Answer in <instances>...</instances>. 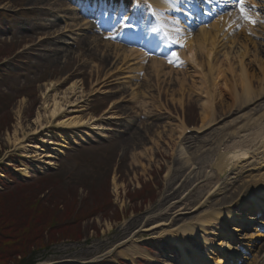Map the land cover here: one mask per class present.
Here are the masks:
<instances>
[{"label":"rangeland","instance_id":"obj_1","mask_svg":"<svg viewBox=\"0 0 264 264\" xmlns=\"http://www.w3.org/2000/svg\"><path fill=\"white\" fill-rule=\"evenodd\" d=\"M245 6L249 15L256 21L249 24L253 32H257L253 41L263 42L258 34L264 25V0H246ZM72 8L77 7L67 0H57V3L54 0H0V159L7 157L0 164V208L2 205L1 211L5 217H18L21 225L28 216L32 217L28 227L32 226L34 229L36 224L42 225V243L40 246H32L27 255L36 263L62 258L90 259L102 255L112 245L129 238L135 230L150 226L151 224H146L150 215H146L145 211L156 207L161 197L171 188L183 185L178 198L187 196L188 194H184L186 191L191 193L187 200L176 206L178 209L196 208L209 191L216 185H222V182L218 181L216 171L212 169L213 156L219 150L233 151L234 147L239 146L234 140L222 141L225 132H233L235 127L246 123L247 116H242L250 115V111L260 104L241 108V104L231 102L226 91L220 94L217 97L215 118L209 117L210 127L191 136L190 140H187L191 144L189 147L184 140L181 141L182 125L185 122L187 125L198 126V129L202 127L201 105L205 100L203 95L206 91H212L213 79L206 82L201 95L198 93L199 89L196 91L197 87L193 88L194 92L190 87L192 81L199 82V76L207 73L208 66L204 65L201 73L197 70L198 64L188 62L187 59L182 60V55L179 54L185 51V46L182 45L177 49L178 62L167 69L172 72L174 80L170 79L171 76L161 77L160 83H156L158 78L153 77L149 68L151 60L142 64L133 61L134 66L140 67L141 71L129 74L133 77L131 90L121 86L124 84L122 82L128 81L122 79L125 74H118L104 85L105 94L93 95L91 91L96 80L101 81L112 71L110 65L100 62L102 54L112 48L103 46L108 42L103 39V35L80 30L84 16L78 15L73 19L69 13ZM229 16L235 18L236 28L231 37L237 36L242 32L245 19L239 11L237 15ZM198 27L201 26H193L192 36L198 33ZM66 28L70 29L71 33H65ZM61 33L64 35L61 36ZM52 36L59 39L55 43L44 41ZM229 38L228 35L221 44L226 45ZM93 39L101 43L99 50H90L93 45L88 43ZM59 41L62 43L58 44ZM207 45L206 47H209V39ZM56 49L62 52L55 58L50 51ZM17 50H23L24 53L16 58L11 57ZM196 51L199 53L197 48ZM259 51H263L261 56L264 59V46L260 47ZM203 61L205 58L200 55L199 63ZM85 62L88 64L82 66ZM98 64L102 70L100 74L94 69ZM253 65L252 73L258 79L261 77L259 67L255 63ZM183 78L187 79V82L183 84L181 91L177 79ZM167 79L170 81H166ZM61 80L66 82L55 89L57 94H61L74 82L83 86L85 95L81 105L84 111L78 114L83 119L102 115L111 103H117L113 112L122 116L123 120L113 123L104 121V124L112 129L108 133L81 130L85 135L80 132L79 138H66L67 147L63 148L61 153L54 151L53 146L41 144L39 138L30 140L32 145L38 144L42 147L45 154L54 156L47 160L54 163L53 166H47L40 162L43 160L40 159L41 156L31 160L24 157L27 153L34 152L32 148L15 151L13 135L19 130V125L24 129L32 128L36 113H43L45 110L43 93L46 87ZM261 83L263 84L254 82L256 91L262 86ZM120 91L123 92L119 93ZM23 133L21 132L19 137H23ZM46 133L49 135L48 140L60 141L61 132L51 130ZM12 154L18 157L12 158ZM40 154L43 155L42 152ZM181 166L195 171L189 176L195 179V183L189 186L183 183L188 171L182 178L177 176V169ZM17 168H26V175L17 172ZM257 174L258 172L254 173L252 177ZM115 177L121 185L118 194L114 192ZM192 186L197 188L193 190ZM241 189L246 187L238 186L239 192L245 194ZM234 190V187L228 189L221 193L224 196H216L210 203L221 201L223 197H226V201L220 202L221 205L229 203L227 197L236 198L237 192H233ZM197 191L200 193L194 196ZM247 191V194H251L256 190L251 188L250 191L247 188ZM241 198H236V202ZM46 205L50 212L45 214ZM203 209L207 208H200L196 214H201ZM157 221L159 220L155 222ZM257 223L248 225V228L244 227L247 224L242 223V226L238 227L242 232L236 233L234 240L229 244L242 251L247 241L241 242L240 238L252 239L251 234L262 235L251 243L249 254L242 252L246 259L240 264H251L256 250V264H262L264 230ZM130 224L134 227L120 236ZM157 233L158 230L149 234H136V239L141 240L137 243L140 253L147 252L157 259L155 264L181 263L179 253H175L172 246L147 240ZM144 238L147 241H144ZM51 239L56 242L50 243ZM207 240L213 244L219 241L214 236H208ZM257 245L259 248H256ZM173 252L175 254H172ZM196 252L199 256H205L207 253L203 245H196ZM141 259L145 262L141 263ZM121 260L124 258L114 253L97 264H124ZM129 261L130 264H153L143 255Z\"/></svg>","mask_w":264,"mask_h":264},{"label":"bare ground","instance_id":"obj_2","mask_svg":"<svg viewBox=\"0 0 264 264\" xmlns=\"http://www.w3.org/2000/svg\"><path fill=\"white\" fill-rule=\"evenodd\" d=\"M54 1L57 3V0ZM72 1L75 2V0ZM152 1L155 2L157 8L160 10L159 16L167 17V20H169L168 26H166L168 34L173 37H176L177 33L182 35V37L181 35L178 37V40L180 39L179 41H185L186 43V48L182 53V57L187 59L188 62L198 64L197 70H200L201 73H203V66H208L207 73L205 75L199 76V82L192 81L193 84L190 87L192 89L191 91L194 92L193 88L195 89L197 87L196 91L199 89L198 93L201 95V91L204 92L206 82L210 79H213L212 91H206L203 95L205 99L201 105L203 125L201 128L197 129L198 134L201 133V130L204 132L210 127L208 126L210 125L209 117L214 113V106H217V97L220 94H223L225 91L226 94L229 95L231 102L233 104H241V108L245 106H255L258 103L260 104L254 110L250 111V115L242 116H247L246 119H248V121L246 123L235 127L233 132H225L224 136L222 137V141L228 142L234 140L238 142L239 146L234 147L233 151L219 150L213 156L214 159L212 163V169L216 171L219 178L218 181L222 182V185H216L211 191H209V193L203 197L202 202H200L196 208L182 209L180 207L178 209L176 206L181 204L184 200H187L191 193L186 191L184 194H188L187 196L183 195L178 198L177 196L179 195L180 190L183 189V185H180L175 189L171 188L170 191H167L166 194L161 197V200L156 207L147 209L145 211L146 215H150L146 220V224H151L150 226H144L142 228L140 227V229L135 230L134 234L130 235L129 238L127 237L116 245H112V247L102 255L94 256L90 259L62 258L59 260L44 261L41 264H97L102 262L104 258L110 257L112 254L114 255V253L127 260L134 259L139 255H143L148 257V259L152 262H156L157 259L155 260V258L151 255H148L147 252H144L143 254L140 253L137 243H139L141 240L136 239L137 235L140 233L149 234L156 232V230H158V233L150 236L147 240H154L156 244L162 243L165 245H171L172 248L175 249L173 250L174 252L181 250V263L179 264H227L228 262H225L226 260L233 262L234 260L236 261L237 259H242L243 256L240 250L230 246L227 241H221L220 237L228 236V234H230V236H236V233L242 232V230L238 228L242 226V223L247 224V226L245 225L244 227H248V225L258 222L259 226L264 227V220H257L255 216H250L251 212L254 210L253 207L257 208L256 214L259 215L264 210V80H262L264 77V59L263 56H261L263 51H259L260 47L264 46V41L260 43L253 41V37H256L257 32H253V29L250 27V23L247 20H245V24L242 25V32H240V34L238 33L237 36L233 35L231 37L233 30L236 28L234 26V17L229 15L219 16L211 21L208 25H200L201 27H199L198 33L195 36H192L191 30L186 31L183 29L185 24L190 19L197 18L194 15L196 12L192 5L186 3L187 7H184L180 5L182 0ZM220 3V0H205V4L207 6L206 11L216 10L217 6H220ZM200 8L201 11L204 10L202 7ZM198 10L200 11V9ZM69 11L73 19L80 15L78 12L73 13L74 10L72 9H69ZM105 11L107 10H105L103 7L100 10V13L102 14ZM81 12L87 14L86 11ZM88 12L91 14L93 13V10L89 9ZM101 14H98L96 17L97 20L102 18ZM171 14L177 16V18L175 20L172 19ZM205 15H207V13ZM105 19L110 21L109 19L112 20L113 17L110 16L109 19ZM181 20L184 21L181 22ZM94 24L95 22H84L81 29L85 27L86 30H91L93 27L92 25ZM106 24H108V22L103 21L102 25ZM152 30L153 32L160 31V27L156 24H153ZM64 32L71 33V30L66 28ZM228 35L230 36L228 42L226 43L228 46L221 44L223 40L228 38ZM258 36L260 39L264 40V25L262 26V31L258 34ZM58 39V37L52 36V38H47L44 41H50L51 43L54 41L56 42ZM208 39L209 47H206L208 46ZM87 40L89 41V38H87ZM88 44L93 45L91 49L89 48L90 50L93 49V51L99 50L101 47V43H99L97 39L91 40V42ZM105 45H103L105 48H112V50H107L105 54H102L100 57V62H105L106 65H110L112 71L107 73L101 79V81L96 80L91 94H105L106 91L103 90L105 87L104 85L112 81V78L118 74H125L122 79L128 81L122 82L124 84L121 86L129 87L127 89L131 90L130 88H133L131 87V80L133 77H130L129 74L141 71L140 67L134 66V63H132L133 61L143 62L146 60H151V62H149L151 66L149 68L151 69L153 77L155 79L156 77L158 78L156 79V83H160L161 77L169 78L171 76L170 79L174 80L172 77V72L167 70L169 66L165 63L164 59L151 58V55H147L146 52L137 51L135 49L112 44L110 42H105ZM196 48L199 53H197ZM50 52L53 53V56L56 58V56L62 51L60 49H56ZM200 55L205 58V61L201 62V64L199 63ZM220 56L222 57L219 58ZM254 63L257 64V67H259V73L262 79L261 77L258 79L254 77V74L252 73V67H254ZM86 64L88 63L85 62L82 66H85ZM138 64L140 65V63ZM92 65L94 66V64ZM94 69L95 72L99 74L102 71L99 64L95 66ZM168 80L169 79L166 81ZM177 81L179 85H181L180 90L183 91V84L187 82V79H177ZM255 81L259 84L260 82H263V84L261 83V87L260 85L258 86L260 89L257 91L254 87ZM65 82L66 81L62 80L59 82H52L46 87V90L43 93V105L45 109L43 113L40 111L36 113L32 128L24 129L21 125H19V130H17L13 135L15 151L18 149H34L33 153H27L24 156L29 160L34 157L41 156L40 159L46 160H41L40 162L42 164L47 166H53L54 164L47 161L54 156L51 154H45L42 147H40L38 144L32 145L30 140L39 138L42 144L53 146L54 151L61 153L62 149L67 147L66 138L70 137L72 139L73 136L80 137L81 130H89L91 132L97 133H108L111 132L112 129L104 124V121L113 123L115 121L117 122L123 120L122 116H119L113 112L117 103H111L102 115L83 119L78 115L79 112L84 111V108L81 105L84 103L83 98L85 95L83 86L78 82H74L71 83L64 91H62L61 94H57L55 89L63 86ZM139 83L137 85H139ZM121 92L123 91H120L119 93ZM216 111L214 116L216 115ZM54 128L63 131L59 135V142H54L51 139L48 140L49 135L46 132H49ZM24 131H28L27 134L23 133ZM21 132L24 135L23 137H19ZM44 133H46V135L42 136ZM82 134L85 133L83 132ZM191 136L182 137L181 141L184 140V142L188 144L189 147H191V144L187 142V140H190ZM40 152H42L43 155H41ZM6 159L7 157L1 158L0 164ZM191 168L196 169L194 167ZM16 171L22 175H26L27 173L26 168H17ZM187 171L188 174L184 178L183 183L189 186L196 182L193 177L189 178L190 174L195 171H189L187 167L181 166L177 169V176L182 178ZM257 172L258 174L255 177H252V175ZM249 178L252 179L248 180ZM113 184L114 192L118 194V189L121 185L117 183L116 177L114 178ZM248 184L256 186L258 195L255 196V198L252 196H247L239 202H232L233 199L235 201L236 198H240L237 195L239 192L238 186L245 188L248 186ZM192 187L193 190L197 188V186ZM230 187L235 188L233 192H237L235 195L236 198L227 197L230 202L222 205L220 202L226 201V197H223L221 201L216 203H210L211 200L216 196H224V194L221 193H225L228 189L231 190ZM199 193L200 192L197 191L193 195L196 196ZM230 203L231 206L229 205ZM225 205L229 206L222 208ZM200 208L207 209H203L201 214L197 215V210H200ZM173 210L176 211L174 212ZM195 215L197 216L194 217ZM156 220L159 221L155 222ZM229 222H231L234 227L230 225ZM239 222L240 224H238ZM132 227H134V225L130 224L119 235L123 236L124 233L129 231ZM208 227H211L213 231H208ZM201 233L214 236L219 241L213 244L208 241L204 235L202 236ZM226 233L227 235H225ZM250 236H252V239H239L241 242L247 241L246 247H243V250L245 251H248L251 243L262 237L261 234L257 236L251 234ZM147 240L144 238V241ZM200 241L207 250L205 256L202 258L198 257L196 255L197 253L189 255L188 251L192 252V249H194L192 244ZM128 245L130 246L128 247ZM256 248H259V245H257ZM256 251V255L252 259L251 264H256L258 262V250ZM228 255L232 257H228ZM262 264H264V260Z\"/></svg>","mask_w":264,"mask_h":264},{"label":"trees","instance_id":"obj_3","mask_svg":"<svg viewBox=\"0 0 264 264\" xmlns=\"http://www.w3.org/2000/svg\"><path fill=\"white\" fill-rule=\"evenodd\" d=\"M1 208L3 210L2 205ZM1 208L0 264H34L35 260L27 257V255L32 246H40L42 243V236H40L43 230L42 225L36 224L34 229L32 226L28 227L32 218L31 216H28V218H26L24 223L21 225L18 217L13 219L10 216L5 217ZM44 211L45 214L50 212L47 205L44 207ZM53 239L50 240V243L56 242ZM18 257H22V259L19 260Z\"/></svg>","mask_w":264,"mask_h":264},{"label":"snow or ice","instance_id":"obj_4","mask_svg":"<svg viewBox=\"0 0 264 264\" xmlns=\"http://www.w3.org/2000/svg\"><path fill=\"white\" fill-rule=\"evenodd\" d=\"M246 0H239V3L237 5L238 9H239V13L241 15V17L245 20H247L249 23H255V19L249 15V11L245 6ZM177 53L173 52L172 56L173 57H177Z\"/></svg>","mask_w":264,"mask_h":264}]
</instances>
